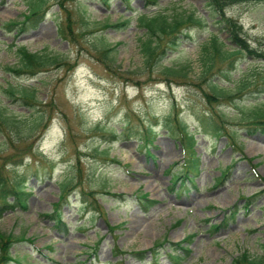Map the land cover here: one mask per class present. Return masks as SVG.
<instances>
[{
  "label": "rangeland",
  "instance_id": "obj_1",
  "mask_svg": "<svg viewBox=\"0 0 264 264\" xmlns=\"http://www.w3.org/2000/svg\"><path fill=\"white\" fill-rule=\"evenodd\" d=\"M28 2L0 0V104L22 120L24 134L40 121L30 138L12 134L13 143L0 132V168L26 189L29 202L27 210H7L0 218L1 231L20 237L12 248L16 260L9 264H230L244 250L264 254V193L250 205L241 199L229 222V212L221 211L263 188L264 132L248 134L242 117L251 107H264V91L254 90V85L264 87V58L238 54L231 65L216 62L210 75L232 93L242 80L253 83L250 92L214 103L226 113L224 125L239 136L234 145L200 118L210 106L209 82L200 78L201 46L210 32L225 40L228 33H220L213 21L209 32L192 25L185 30L191 38L184 37L150 66L144 65L140 48L145 33L137 22L140 13L167 8L209 16L205 0H159L157 5L148 0H45L42 17L26 26L10 25L24 20ZM226 15L242 26L252 47L264 50V1L231 6ZM127 18L126 25L105 27ZM117 42L109 61L102 47ZM15 44L59 55L60 62L34 76L12 74L4 68L18 62ZM184 65L188 79L162 73L163 67ZM9 84L36 88L39 106L10 96L4 91ZM182 127L196 132L200 160L199 175L191 174L195 184L188 182L184 189L181 181L170 185L186 154ZM148 135L153 140L145 144ZM64 184L68 190L58 227L43 214L53 212ZM143 192L159 201L149 211L136 197ZM207 219L225 224L212 232ZM119 224L115 231L109 227ZM186 236L193 237L191 253L179 262L169 256L170 246L157 262L150 253L140 259L114 250H147L159 240Z\"/></svg>",
  "mask_w": 264,
  "mask_h": 264
},
{
  "label": "trees",
  "instance_id": "obj_2",
  "mask_svg": "<svg viewBox=\"0 0 264 264\" xmlns=\"http://www.w3.org/2000/svg\"><path fill=\"white\" fill-rule=\"evenodd\" d=\"M45 1V0H44ZM44 1L43 0H30L29 2V12L25 15L24 20L21 22L14 23L11 22L10 25L21 24L26 26L29 22L34 21L38 17H42L44 11ZM159 0H148L149 3L157 5ZM264 0H205V7L208 10V18L204 15L198 16L195 10H184L170 12V9H160L154 13H140L137 17V22L140 27L145 29L143 36L139 38L141 52L144 56V65L150 66L152 63H158L163 58L164 55L168 52V49H175L181 42L183 38H191L192 36L185 32L192 25L203 26L206 29L210 28V22L213 21L215 27L220 29V33L227 32L229 35L228 41L231 42V46H228L227 43L221 38L220 34L217 32H210V38L208 37L206 41L202 43L200 58L202 59V71L200 78L208 81L209 92H206L208 98L209 109L205 110L201 115V121L203 125L210 126L212 131L218 136H227L231 144L236 145L238 143V134L231 133L230 130L224 125V113L223 111H218L215 108L214 103L223 100V99H232L233 96H241L243 93L250 92L253 83L250 81H240L236 88V93L228 92L226 88L219 86L210 75L214 68L216 67V62L228 61L231 65L234 61V58L238 54H248L249 56L255 58H264V50H258L250 45L247 38L243 36L242 26L233 18L226 15V11L229 7L238 5L241 3L249 2H263ZM130 22V19L127 18L126 21L121 23L106 24L105 27H119L120 25H126ZM212 25V23H211ZM102 39L106 40L104 36H101ZM120 43L110 44L102 47L105 51V56L109 61L114 60L109 54L115 51ZM16 47V53L18 55V62L13 66H5V70L14 73L18 76L23 74H28L34 76L39 72L47 71L50 67L59 64L60 58L59 55H53L47 52H33L28 49L24 44L13 45ZM98 47V46H96ZM99 48V47H98ZM97 48V49H98ZM101 48V49H102ZM188 66L184 65L180 68L175 67H163L162 73L167 78H189ZM31 87V86H29ZM254 90L264 91V87L260 88L259 86L254 85ZM32 88V87H31ZM263 89V90H262ZM36 88L30 89L28 86H13L12 84L7 86L4 91L10 96L14 97L17 100L24 101L25 103L35 104L39 106L40 103H37V97H34V92ZM245 121L243 123L248 134L262 131L264 132V107L262 105L251 107L250 110H247L242 117ZM44 119V113H42L41 120ZM40 121H38L34 126H31L27 131V134H24V126L21 119H18L10 115L6 108L2 107L0 104V132L9 139L12 143V134L18 133L20 139L30 138L32 134L37 131ZM152 130V128H150ZM182 136L181 141L183 147L188 151L189 155L185 159L184 167L181 171L177 172L171 180V184L174 186L177 185V182L181 181L183 188L191 181L190 174L197 176L200 171V160L196 157L195 151V132L190 131L187 127H182ZM144 142H151L152 138L150 135L143 138ZM242 151V146L238 147ZM191 151L193 156H191ZM148 154L149 151H148ZM13 156H8L11 158ZM224 173V172H223ZM225 175V174H224ZM264 182V177L262 178ZM219 182L222 179L218 180ZM66 190H68L67 185L61 187V196L60 200L55 204L54 210L52 213L43 214L45 217H51L56 220L57 226L60 227L62 224V211H61V202L66 200L64 196ZM264 193V188L260 191ZM86 195H92V192L85 193ZM27 192L19 185V182H11L6 174H3L2 169L0 168V218L4 215L7 210H16L18 207H21L24 210L28 209V199L26 198ZM256 196V195H254ZM246 198V201L252 200L254 197ZM13 197V200H11ZM139 203L148 211L152 206L157 203V200L149 198V193L143 192L137 196ZM87 205L88 201H84ZM96 202V201H95ZM239 202L232 205V207L226 208L224 211L230 212L227 218L234 219L238 212ZM252 202L249 203V205ZM248 205V204H247ZM248 208V207H247ZM263 216H264V206H263ZM223 223L222 225H224ZM220 223L210 224V229L218 231L221 226ZM121 225L110 226L111 230L114 231L118 229ZM20 237L15 236L12 233H6L0 230V264H9L11 261L16 260L12 254V248L14 244L19 240ZM191 237L185 238L180 242H170L171 250L174 255H171L172 258L184 259L190 254V250L185 246V243H189ZM164 241V242H163ZM157 241L154 246L151 248V252L155 261H157L160 251L166 247L165 243L168 242L165 240ZM264 247V243L262 244ZM121 253V250H118ZM141 259L145 258L146 251L136 252ZM230 264H264V254H251L249 251H244L236 256Z\"/></svg>",
  "mask_w": 264,
  "mask_h": 264
}]
</instances>
